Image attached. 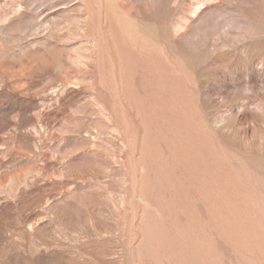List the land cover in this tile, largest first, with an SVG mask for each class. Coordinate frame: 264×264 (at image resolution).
<instances>
[{"label": "rangeland", "instance_id": "374dc122", "mask_svg": "<svg viewBox=\"0 0 264 264\" xmlns=\"http://www.w3.org/2000/svg\"><path fill=\"white\" fill-rule=\"evenodd\" d=\"M0 264H264V0H0Z\"/></svg>", "mask_w": 264, "mask_h": 264}]
</instances>
